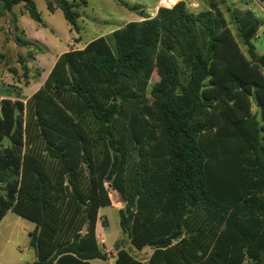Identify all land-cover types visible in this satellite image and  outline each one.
Masks as SVG:
<instances>
[{"label":"trees","instance_id":"trees-1","mask_svg":"<svg viewBox=\"0 0 264 264\" xmlns=\"http://www.w3.org/2000/svg\"><path fill=\"white\" fill-rule=\"evenodd\" d=\"M0 1L44 25L34 0ZM46 4L77 26L79 3ZM230 17L241 42L216 1L159 7L115 29V48L99 36L57 55L25 101L0 99V219L35 223L24 264L107 260L95 228L108 187L125 203L114 264H264L261 22Z\"/></svg>","mask_w":264,"mask_h":264},{"label":"rangeland","instance_id":"rangeland-1","mask_svg":"<svg viewBox=\"0 0 264 264\" xmlns=\"http://www.w3.org/2000/svg\"><path fill=\"white\" fill-rule=\"evenodd\" d=\"M70 3H79L73 10L79 13L76 20L77 26L70 25L64 17L62 10L53 4L54 9L49 10L46 0H34L35 6L42 18L41 23L32 19L25 11L22 3L16 4L9 11L0 8V96H18L27 98L36 85L44 80L49 66L58 54L70 48L81 47L93 38L105 36L112 48H115V40L112 32L132 20H140L151 15L149 10L156 0H67ZM83 1L85 2L83 4ZM159 1V0H158ZM216 1L226 20L230 21L231 11L237 13L247 10L254 12L259 17L261 27L256 37L251 39L258 54L264 52V13L255 12L257 8L264 10V2L255 0H208ZM253 6L247 9V5ZM0 6L2 2L0 1ZM230 8V9H229ZM192 8H190L191 10ZM261 9V10H262ZM234 36L238 42L240 38L231 22ZM24 41L29 42L26 44ZM69 44H71L69 46ZM241 48H246L241 44ZM28 50L33 52L30 58ZM39 74V75H38ZM158 80L153 74L151 83ZM26 100V99H25ZM258 119L264 122L260 114ZM109 198L112 202H121L122 198L116 190L108 187ZM101 211L107 216V224L103 229L106 244H111L122 236L119 225V214L111 207H103ZM19 216L9 210L3 222L0 224V253L6 256H17L19 263H30L28 246L25 252H20L17 246H22L21 238L10 236L12 243L3 250L5 237L10 232V223ZM8 223V226H7ZM11 225H13L11 223ZM122 244L130 249L126 239ZM115 253L111 250L109 255ZM136 255V252L131 250ZM1 258V255H0ZM96 264H108V261L94 260ZM1 264V260H0Z\"/></svg>","mask_w":264,"mask_h":264},{"label":"crops","instance_id":"crops-1","mask_svg":"<svg viewBox=\"0 0 264 264\" xmlns=\"http://www.w3.org/2000/svg\"><path fill=\"white\" fill-rule=\"evenodd\" d=\"M187 4L188 3H193L194 5L193 6H188L189 8H192L191 10L192 11H200L202 9H207L209 7V2L208 0H184ZM237 1V0H236ZM239 1V0H238ZM260 2H264V0H259ZM212 2V1H211ZM210 2V3H211ZM256 3H258V1L255 0ZM247 5V9H249L251 7V9L253 10V6L249 5L248 3H246ZM218 7H219V4H218ZM157 9H158V0L155 1L154 5L152 7L149 8V10L151 11V15L150 16H154L156 13H157ZM220 9V8H219ZM262 9V8H261ZM260 8H257V10L255 12H258L260 14H263L264 13V10L262 9L261 10ZM254 13V12H253ZM255 14V13H254ZM256 16V15H255ZM257 17V16H256ZM231 18V17H230ZM259 19V17H257ZM139 20V19H138ZM261 20V19H259ZM228 25L231 26V19L230 21L226 20ZM262 21V20H261ZM261 27V26H260ZM71 44H69L70 46ZM85 45V44H84ZM84 45H82L81 47H76V48H82ZM70 48H72L70 46ZM68 48V49H70ZM75 48V47H74ZM62 53V52H61ZM59 55V54H58ZM56 59V58H55ZM55 59L54 61L52 62V64L49 66V70L46 72V76L47 74L49 73L51 67L53 66L54 62H55ZM46 76H44L46 78ZM44 78V79H45ZM43 79L41 82H39L35 89H33L29 96L43 83ZM28 96V97H29ZM4 97H9L11 99H21L19 98L18 96H0V99L1 98H4ZM26 98L24 99H21L23 101H25ZM111 201V200H110ZM104 207H111L113 208L114 210H116L119 214V209H122L125 207V203L123 200H121V202H112L111 201V204L109 206H104ZM103 207H101L98 211V217H97V220H96V228H95V231H96V236H97V241L100 245V247L109 254V252L113 249L114 250V244L119 240V238L115 239L111 244H106V241H105V232H104V225L107 224V216L101 211ZM9 211V210H8ZM8 211L5 213V215L0 219V224L1 222H3L4 218L6 217ZM19 216V215H18ZM104 219V223L102 222V220ZM11 223L13 225H11ZM10 223V232L8 234V236L5 237V241H4V245H3V250H5L7 247H9L12 243V240L10 238L11 235L15 236L16 238L17 237H20L21 238V242H22V246H17V249L20 251V252H25V247L28 246V248L31 249V251H28L29 252V259H30V263H32L34 260H35V252L33 250V248L29 245V238H30V232L34 229L35 227V223L22 217V216H19L18 218H16L14 221H11ZM7 226H8V223H7ZM122 235V234H121ZM130 246V245H129ZM126 248V247H125ZM128 249V248H126ZM129 251L133 250L136 252V256L140 259H142L143 261L149 256V254L152 252V249L145 246L143 247L141 250H135L134 248H130L128 249ZM1 255V264H21L19 263L20 260H18L19 258L17 256H9L6 254V256L3 255V252L0 253ZM114 254H112L111 256L108 255V259L107 260H101V261H108V264H114V257H113ZM93 263L94 260H93ZM96 264V263H95Z\"/></svg>","mask_w":264,"mask_h":264},{"label":"built area","instance_id":"built-area-1","mask_svg":"<svg viewBox=\"0 0 264 264\" xmlns=\"http://www.w3.org/2000/svg\"><path fill=\"white\" fill-rule=\"evenodd\" d=\"M177 1L179 0H159L158 1V8L159 7H172ZM188 6H193L194 4L193 3H188L187 4Z\"/></svg>","mask_w":264,"mask_h":264},{"label":"water","instance_id":"water-1","mask_svg":"<svg viewBox=\"0 0 264 264\" xmlns=\"http://www.w3.org/2000/svg\"><path fill=\"white\" fill-rule=\"evenodd\" d=\"M254 107H256V106H254Z\"/></svg>","mask_w":264,"mask_h":264}]
</instances>
